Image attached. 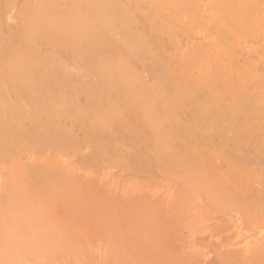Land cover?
<instances>
[{"label":"bare ground","instance_id":"6f19581e","mask_svg":"<svg viewBox=\"0 0 264 264\" xmlns=\"http://www.w3.org/2000/svg\"><path fill=\"white\" fill-rule=\"evenodd\" d=\"M17 2L0 0V157L2 160L9 152L17 156V169L12 168L10 176L0 180V264H59L60 258L70 255L67 252L71 251L68 247L75 223L88 222L90 227L94 221L90 229H95V220H108L119 212L117 208H121L122 217L124 210L128 213L132 208V215L139 209L141 212V208L145 212L151 205L152 217V213L157 215L159 211L170 218L175 215V219L196 218L208 226L204 228H209L205 230H209L206 238L194 240L195 244L188 248L185 237L187 244L181 243L182 250L175 251L173 256L179 260L175 263L264 264V187L256 186L262 174L254 168L251 172L255 176L250 177L248 168L264 155V33L251 35L259 43L255 45L249 43L246 32L250 25L264 22V0H23V5ZM16 4L21 6V19L11 24L8 18L12 19ZM198 30L202 32L200 38ZM147 57L154 60L149 62ZM199 62H218L217 70H224L229 77L220 83L212 82L195 70ZM206 65L204 68L210 69ZM147 71L155 79L153 86L145 80ZM133 76L145 86L137 92L132 83L133 90L130 86L131 90L124 85V90L117 87ZM91 79L96 83H90ZM166 83L171 90L165 89ZM168 95L172 96L169 100ZM156 97L164 99L161 107L149 106L150 99ZM176 107L180 112L175 111ZM145 114H154L160 123L155 121L147 129L137 127L136 122ZM113 118L116 122L111 121ZM28 119L33 125L24 131L21 121ZM64 119H71V126ZM161 120L167 125L161 124ZM77 121L84 122L82 127L86 128L85 142L76 150L83 154L80 159L86 165L108 157L114 149L122 153L116 160L118 167L125 169H133V164L138 163V172H144L143 168H151L155 162L158 170L180 167L182 171H193L183 179L186 190L172 184V191L168 188L163 200L156 201L160 196L154 193L142 190L137 194L138 184L135 190L126 191L120 185H112L113 179L109 183L103 178L105 183L92 172H79L80 167L49 150L81 143L72 128ZM13 123L18 124H14L18 129H12ZM164 131L165 135L172 132L173 137L163 138ZM105 132L107 137L113 133L114 136L105 139ZM251 138L253 154L239 146L242 139ZM86 145L94 148L85 153ZM15 146L47 150L41 155L37 153L35 160L26 165L20 163L21 154L17 152H22ZM223 164L226 170L222 169ZM56 171L62 174L53 179L50 174ZM135 179L131 178V182ZM42 193L54 196L64 206L60 207L57 201L60 208L53 212L56 201L47 195L45 203ZM72 203L77 207L80 204L82 209L75 210ZM179 218L177 222H182ZM101 221L97 230L103 226ZM239 226L241 229H237ZM125 240L131 245V238L122 242ZM164 242L161 241L162 245L167 246ZM121 244L117 245L120 249ZM132 245L136 247L132 248V255L140 263L155 261L153 256L147 255L148 261L140 258L147 246L142 248L144 252L136 253L138 245L134 241ZM101 246L98 250L94 247L96 251L101 249L99 254L103 253ZM194 247L197 250L191 249ZM113 250L112 244L107 246V254ZM96 251L84 253V260L76 255L74 262L101 264L103 255L98 260ZM211 253L214 258L209 257ZM66 258L61 264H70Z\"/></svg>","mask_w":264,"mask_h":264},{"label":"rangeland","instance_id":"374dc122","mask_svg":"<svg viewBox=\"0 0 264 264\" xmlns=\"http://www.w3.org/2000/svg\"><path fill=\"white\" fill-rule=\"evenodd\" d=\"M18 1V0H17ZM23 1V0H22ZM22 1L21 0H19V2H20V5H23V3H22ZM206 1H208V0H206ZM19 2H17V3H19ZM22 3V4H21ZM17 6L19 5V4H16ZM16 6V7H14L15 9L13 10V12L11 11V17H12V19L11 18H8V22L9 23H11V24H15V23H17V18L19 19H21V16H20V7L21 6ZM13 9V8H12ZM212 10V9H211ZM215 11H217V8L215 7ZM20 16V17H19ZM15 17V18H14ZM14 18V19H13ZM10 19V20H9ZM17 20V21H16ZM23 20V19H22ZM22 20H20V21H22ZM19 22V21H18ZM246 32L249 34V43H255L253 40H252V37H251V35L252 34H254V33H264V22H260V23H258V24H256V25H250L249 27H248V29L246 30ZM196 33H198V36H199V38H200V36L202 35V32L200 31L199 32V30L196 32ZM252 40V41H251ZM241 44L243 45V39H241ZM262 42H264V40L262 41ZM259 43H255V45H258ZM247 55V54H246ZM149 57H147V60L150 62V61H153L154 60V58L153 57H151V58H149ZM223 62V60L222 61H219V63H222ZM218 62H216L215 64H213V63H211V64H207L206 65V63H198L196 66H195V70H197V72L198 73H204L205 75H204V78H207V79H213L212 80V82H217V83H220V82H223V81H225L229 76L224 72V70H222V69H220V70H217V67L218 66H220V64H219ZM146 64V63H145ZM139 65V64H138ZM206 65V67L207 66H210V69H208V70H206L205 68H204V66ZM145 66H147V65H145ZM210 70H212V71H210ZM72 71V70H71ZM74 72V71H73ZM145 74V80L150 84V85H152L151 83L153 82V85H154V81L153 80H155L154 78H151V74H150V72L149 71H147V72H145L144 73ZM75 78V77H74ZM77 78V77H76ZM133 78H134V76H133ZM129 78V80H127V78H126V81L125 82H123V79H122V84H121V82H119V86L117 85V87H121L122 85H124V87H125V89H134V88H132V86H130L131 85V83H132V85H133V87L135 86V89L133 90V91H138V88H140L141 89V87H143V86H145V85H143V83H140L139 84V81L136 79V78ZM232 79L233 80H235V81H238L239 79L237 78V77H232ZM75 80V79H74ZM124 80H125V78H124ZM90 83H92V84H94V83H96V80H94V79H91V81H90ZM89 83V84H90ZM129 83V84H128ZM134 83V84H133ZM92 84H90V85H92ZM118 84V83H117ZM125 84L126 85H128V86H125ZM145 84H147V83H145ZM152 85V86H153ZM168 85H170V84H168ZM129 86H130V88H129ZM141 86V87H140ZM170 86H172V85H170ZM124 87L122 86V88H123V90H124ZM137 87V88H136ZM165 87V89H167L168 90V86H167V83H166V85L164 86ZM121 88V89H122ZM162 89H164L163 87H161ZM171 88V87H170ZM169 88V90H171ZM121 89H116V90H118V91H120ZM130 89V90H131ZM162 89H159V90H162ZM123 90H121V91H123ZM168 90V91H169ZM128 91V90H127ZM136 91V92H137ZM163 91V90H162ZM166 91V90H165ZM130 92H132V91H130ZM129 92V93H130ZM160 92V91H159ZM161 93V92H160ZM163 93V92H162ZM172 96H167V99L169 100L170 98H171ZM164 101V99H158V97H156V98H152V100L150 99V104H149V106H153V107H161V104H162V102ZM164 103V102H163ZM166 109V108H165ZM168 109V108H167ZM178 109H180V108H178V107H176V109H175V111H177V112H180ZM174 111V110H173ZM173 111H172V113H173ZM149 114H151V113H149ZM142 117V116H141ZM140 118V117H139ZM115 119V122H116V118H113L111 121H113ZM157 119V118H156ZM155 119V117H154V114L153 115H148V114H145V115H143V117L142 118H140V119H138V122H136V125H137V127L139 126V128H144V129H147L146 127H148L151 123H158L160 120L159 119H157V120H159V121H157ZM24 120V119H23ZM71 120V119H70ZM69 119H67V122H66V119H64L63 121H64V123L66 122L67 123V125H70L71 124V121H70ZM25 121V120H24ZM156 121V122H155ZM165 121V120H164ZM31 121H29V119L26 121V122H22L21 121V124H23V126L25 127V129H24V131H26V130H29L30 129V127H32V125L33 124H31L30 123ZM73 122V121H72ZM115 122H111V125H114L115 124ZM25 123V124H24ZM65 123V124H66ZM74 123V122H73ZM76 123H78V124H74V127H72V128H75V132H74V134L76 133L77 135H75L76 137H77V139H82L81 140V143H80V141H78L77 143H74L73 144V147L71 146V148H54L55 150H53L52 149V147H51V149H49L50 150V152H52L53 154H57L59 157H61V159L63 160V161H70V163L72 162V165H74L75 167H77L78 166V168L80 167V169H79V172H85V174H86V172L88 173V174H91V172L93 173V174H91V175H99V178H100V176H101V178H102V181H104L105 182V179H106V181H107V179H108V181H109V183H110V181H111V183H112V185L114 184L115 186H118V185H120L121 187H123L126 191L127 190H129L130 188H134V190L136 189V187H137V184L139 185V187H141V188H144V189H141V188H139V187H137V189L136 190H138V192H137V194H141L142 192V190L143 191H148V192H151V194L152 193H154V194H156L155 196H157V195H159L157 198V200L156 201H158L159 199H161V200H163V197H162V195L163 194H167V192L171 189V191H172V184H173V186H177L178 187V189L179 188H183L182 190H186V184L184 183V181L187 179V177L190 175H192L193 174V171H186L187 173H188V175L186 174V173H184L185 171H182V170H179L180 169V167H178V169L177 170H171V169H163V170H161V169H157L156 168V165H155V162H153V166L151 165V168H143V169H146V170H144V172L143 171H141V172H138L139 170H141V169H139V170H137V168H136V166H137V164L136 165H134L133 163V166H135L133 169H128L127 167H126V169L125 168H123V167H118V163H117V161L116 160H119L120 159V155L122 154L121 152H119V154L116 152V150H114V149H111L110 151H109V154L110 155H108V157H106V158H104V157H100V158H98L94 163H87L88 165H86L85 164V162H84V164H81V163H83L82 162V159H80L82 156L81 155H83V154H81V152H79V153H77L76 152V150H79V147L80 146H82V143H83V141L85 140V131H86V128H83L84 126L82 125L84 122H80V121H77ZM160 123V122H159ZM14 124H17V123H13L12 125H11V127H12V129H14V130H16V129H18L17 128V126H18V124H17V126L15 127L14 126ZM161 124H163V125H167V122L166 123H163V120H161ZM86 125V124H85ZM116 125V124H115ZM114 125V126H115ZM23 126H21V127H23ZM71 126V125H70ZM83 126V127H82ZM86 127V126H85ZM81 128H83V130H84V132H83V130L81 129ZM167 128V127H166ZM73 131H74V129H73ZM163 131V130H162ZM162 131H160L161 133H162ZM166 131H168V130H166ZM166 131H164V134H161V135H163V136H165V137H163V136H160V135H155L157 138H158V136L159 137H163V138H166V139H168V138H171V137H173L171 134H173L172 132L171 133H168L167 132V134L165 135V132ZM170 132V131H169ZM108 133V132H107ZM107 133L105 132V136H104V138L106 139H108V138H110L112 135L114 136V133L112 134V135H110V137H107L106 135H107ZM116 135L118 134V133H115ZM109 135V134H108ZM169 135H171L170 137H168ZM103 138V139H104ZM176 140V139H175ZM85 142V141H84ZM177 143V142H176ZM217 143V142H216ZM76 145L78 146V147H76ZM87 146V147H86ZM85 147V150H83V152L85 151V153L87 152H90L94 147H92L93 145H91V146H88V145H86ZM239 146H241V148L243 149V150H246V151H250L252 154H253V146H254V139H250V140H248V139H246V140H243L242 139V143H240V145ZM16 148H20V149H17V151H21L22 153H20V152H17V151H15V152H17V155H18V153L19 154H21V157H19L20 159H22L21 160V162L20 163H23V164H26V165H28V163L30 164L33 160H35V157H37L38 156V154H40L41 155V153H42V151H46L47 149H45V150H42V151H34V148L33 147H30L32 150H30L29 149V147L26 149V148H24L23 149V147L21 146H19V147H17V146H15ZM14 147V148H15ZM25 147V146H24ZM83 147H84V144H83ZM92 147V148H91ZM14 148H12V149H14ZM76 148V149H75ZM29 149V150H28ZM63 149V150H62ZM80 149H81V147H80ZM84 149V148H83ZM16 150V149H15ZM49 150L47 151V152H49ZM61 150V151H60ZM11 151V150H10ZM13 151V150H12ZM75 151V152H74ZM6 152H9V151H6ZM49 152V153H50ZM112 152H115V153H113L112 154ZM242 152V151H241ZM5 153V152H4ZM10 153V152H9ZM9 153H7V154H9ZM13 153V152H12ZM12 153H10L9 155L10 156H8L6 153V155L4 156L3 155V158H2V160H1V157H0V180H3L5 177L6 178H8L9 176H10V174L12 173V170H15V169H17V167H16V165H15V163H16V157L17 156H15V155H13ZM38 153V154H37ZM76 153H77V155H76ZM16 154V153H15ZM76 156H75V155ZM81 154V155H80ZM112 154V155H111ZM8 156V157H7ZM11 156H13V157H11ZM20 156V155H19ZM113 157V158H112ZM118 157H119V159H118ZM13 158V159H12ZM77 158V159H76ZM108 158V159H107ZM115 158H117V159H115ZM80 159V160H79ZM115 159V160H114ZM20 161V160H19ZM77 163H75V162ZM93 164V165H92ZM13 165H15L14 167H13ZM131 165V164H130ZM224 165H226V164H223V166ZM132 166V165H131ZM131 166H130V168H131ZM155 166V167H154ZM138 167V166H137ZM154 167V168H153ZM13 168V169H12ZM15 168V169H14ZM82 168V169H81ZM122 168H123V170H122ZM136 168V169H135ZM249 169H250V171L249 172H251V170L252 169H256V171H258V172H260L261 174H262V176H258V183H257V181H256V183H257V185L256 186H261L262 188L264 187V155H260L259 156V158H256V160L254 161V163L252 164V165H250V167H248ZM12 169V170H11ZM155 169V170H154ZM222 169H227V167H223ZM10 170V171H9ZM126 170V171H125ZM130 172H129V171ZM134 172H133V171ZM173 172V174H172V172ZM184 170V169H183ZM150 171V172H149ZM154 171V172H153ZM167 171H169V172H167ZM57 172V171H56ZM56 172H52L51 174H50V177H52L53 179L54 178H58L59 176H61V172L60 171H58L57 173ZM82 172V173H83ZM90 172V173H89ZM108 172V173H107ZM111 172V173H110ZM129 172V173H128ZM153 172V173H152ZM167 172V173H166ZM171 172V174H169ZM175 172V173H174ZM55 173V174H54ZM59 173H60V175H59ZM95 173V174H94ZM99 173V174H98ZM105 173H107V175L105 174ZM177 173V174H176ZM252 174H250V177L252 176V175H254L255 176V174L253 173V171L251 172ZM141 174H142V176H141ZM182 176H181V175ZM179 175V176H178ZM185 175V176H184ZM249 175V174H248ZM253 176V177H254ZM109 177V178H108ZM130 178V180H129V178ZM252 177V178H253ZM51 178V179H52ZM103 178H105L104 180H103ZM131 178L132 179H135V181L133 182V180H132V182H131ZM141 182H139L138 180ZM183 179H185V180H183ZM261 179V180H260ZM137 180V181H136ZM145 180V181H144ZM107 181V182H108ZM129 183H128V182ZM183 181V182H182ZM193 181V180H192ZM138 182V183H137ZM146 182V183H145ZM170 182V183H169ZM195 182V181H194ZM194 182H191L190 184H193ZM255 182V181H254ZM106 183V182H105ZM108 183V184H109ZM132 183V184H131ZM133 183H134V185H133ZM169 183V184H168ZM184 183V184H183ZM256 183H254V185L256 184ZM142 184V185H141ZM114 186V187H115ZM130 186V187H129ZM260 187V188H261ZM139 188V189H138ZM168 188H170V189H168ZM141 189V190H140ZM149 189V190H148ZM176 190H177V188H175ZM130 190H132V189H130ZM140 190V191H139ZM153 190V191H152ZM144 193V192H143ZM162 193V194H161ZM0 194H1V192H0ZM44 193H42V196H43V198L46 200V201H44L45 203H47V197L49 196V194H46V195H43ZM106 194H108L109 195V193L108 192H106ZM105 194V195H106ZM110 194H111V192H110ZM48 195V196H47ZM41 196V197H42ZM112 196H114V195H112ZM116 196V195H115ZM46 197V198H45ZM49 197H52V198H50V199H52V200H55L56 198L54 197V196H49ZM57 197H58V194H57ZM109 197H110V195H109ZM154 197V196H153ZM42 198V199H43ZM55 198V199H54ZM59 198V197H58ZM112 198V197H111ZM116 198V197H115ZM119 198V197H118ZM117 198V199H118ZM154 198H156V197H154ZM49 199V198H48ZM61 199V198H60ZM59 199V200H60ZM116 199V200H117ZM115 200V199H114ZM114 200H112V201H114ZM56 201V200H55ZM58 201V200H57ZM57 201L56 202H54L55 204H53V207H56L55 208V210L53 211V212H55L56 210H58L60 207H62V205L64 206V204H61V202L60 201H58L59 202V206H60V204H61V206L59 207V206H57L58 205V203H57ZM49 202V201H48ZM51 202V201H50ZM49 202V204H50V207H51V209H52V206H51V204L52 203H50ZM123 202V204H121L122 206H124V201H123V199H122V201H121V203ZM155 202V201H154ZM117 203V202H116ZM115 203V204H116ZM126 203V202H125ZM159 203V202H158ZM151 204H154L153 202L151 203ZM156 204V203H155ZM219 204V203H218ZM217 204V205H218ZM223 204V203H222ZM66 205V204H65ZM71 205V204H70ZM76 204H74L73 205V203H72V206H73V208H75V210H77V211H79L78 209H79V207H81L80 206V204H79V207H77V206H75ZM116 205H118V204H116ZM120 205V204H119ZM119 205L117 206V207H119ZM67 206H68V204H67ZM128 206V205H127ZM132 206V205H131ZM131 206L128 208V209H130L131 208ZM134 206V205H133ZM137 206V205H136ZM139 206H141L140 204H139ZM147 206H148V204H147ZM49 207V208H50ZM59 207V208H58ZM145 207V206H144ZM151 207H152V205H151ZM151 207H149L148 206V208L149 209H151ZM219 207H222V206H219ZM224 207V206H223ZM139 208H141V207H139ZM138 208V209H139ZM147 208V207H146ZM148 208H147V210H148ZM50 209V210H51ZM72 209V208H71ZM82 209V207L80 208V210ZM120 209L121 208H117V210H119V212H117L118 213V215H117V213H115L114 215H112L111 217H108V220L106 221L105 219H102L103 221H101V220H98V221H101V224H103V226L101 225V227H100V229H98L97 230V228H98V223H100V222H98V221H96L95 220V222H97L96 224V227H95V229H93V228H91L90 229V227L92 226V225H94V221L93 222H91V223H93L92 225H90L89 224V226L90 227H88L87 225H88V222L87 223H85V224H81V222L80 223H75L74 224V226L72 227V228H74V230H73V232H72V234L74 235V236H72L71 235V240H73V243L71 242V240H70V246L71 247H68L69 249L68 250H71V251H68L67 252V254H72L71 256L70 255H68V257L66 256V254L64 255V257L66 258V259H70L69 260V262H70V264H77V262L75 263L74 261H75V259L76 258H74V257H76V255L77 256H79V258L80 259H82L83 258V260H84V258H85V256L83 257V254L84 253H87V251H96L95 249H94V247L98 250V246H100V245H103V248H102V246L101 247H99V248H102L103 249V253L101 254H99L98 252L101 250V249H99V251H96V253H98L99 255H97L96 253H95V255L96 256H98V257H96L98 260H99V258H101V256L103 257L102 259H100L101 261H99L101 264H146V262L144 261L143 262V260H142V263H140V261L141 260H137V258H134V254H135V251L134 250H136L135 248V246H133L132 245V243H133V241H134V243H137V245H138V251H136V253H139V251L141 250V251H145V249H146V247L145 246H147V249L148 250H146L145 251V254H144V256H143V258L140 256V254H142V253H140L139 254V256H140V258L141 259H144V257L146 258L147 257V255H148V257H150V256H153V257H151L152 258V260H155L156 261V259L157 260H159V261H157L158 262V264H169L170 262L172 263L173 261H174V263H172V264H179L180 262H178V263H175V260H178V259H174V257H175V255L174 254H177V252H175V251H181L182 250V248L180 249V247H182L181 246V243H185L186 241H185V237L187 238L186 240L188 241L187 243H189L188 245H186L187 243H185V245H186V247L188 246H191V245H193V244H195L194 242V240H198V239H202V238H206L207 237V233L209 232V230H207L208 232H206L205 230L206 229H209V228H204V227H208V226H205L206 224H200V222H203V220L202 221H200V219H193L194 217H192L191 219H193V220H191L190 221V219H187L186 217H182V218H184L185 220L187 219L188 221L187 222H185V220H183V219H181V217L179 218V217H177V218H179V220H182V222L181 221H179V222H177L178 220H176L175 219V215L174 214H172V215H174V217L172 216L171 218L170 217H167V215L165 216V215H163V214H160V212L158 211L157 212V215L155 214L154 215V213H152L153 214V217H152V215L150 216V212H153L152 210L153 209H151L150 211H145L146 213L148 212L149 214H146L143 210H142V208H141V212H140V209L138 210V213L137 212H135L134 214L136 215H134V214H132L131 215V211L133 210L132 208V210L130 209L129 211L131 212H128V213H126V211H128V210H124V212L122 211V213L124 214H122V217H124L123 218V220H122V217H121V212H120ZM123 209V208H122ZM135 209H136V207H135ZM143 209H145V208H143ZM155 209H157V208H155ZM158 210V209H157ZM160 210V209H159ZM137 211V210H136ZM177 211V210H176ZM154 212H156L155 210H154ZM126 213V214H125ZM139 214L138 215V217H137V214ZM140 213L142 214V215H144V216H146V217H144V216H142V215H140ZM144 213V214H143ZM159 213V214H158ZM182 213V212H181ZM127 214H128V216H127ZM170 214V213H169ZM168 214V215H169ZM176 215H180L179 213H176ZM126 216V217H125ZM151 217V221H149L150 220V217ZM103 217H105V216H103ZM119 217V218H118ZM190 217H191V215H190ZM128 218H130V220L128 219ZM131 218H133V220L131 219ZM146 218V219H145ZM147 218H149V220H147ZM154 218V219H153ZM158 218V219H157ZM122 221H121V220ZM136 219V220H135ZM173 219H175V220H173ZM109 221V222H108ZM153 221H154V223H153ZM194 221H196V222H199L198 224H196V222H194ZM90 222V221H89ZM145 222H147V223H145ZM150 222V223H149ZM206 223V222H205ZM208 223V225H209V222H207ZM87 224V225H86ZM107 224V225H106ZM144 224V225H143ZM149 224V225H148ZM84 225H86L87 227L85 228V226ZM109 225V226H108ZM147 226V228L146 227H144V226ZM151 225H152V227L153 228H151ZM108 226V227H107ZM242 226V225H241ZM105 227H107V228H105ZM240 227V226H239ZM83 228V229H82ZM260 228H262L263 229V225L260 227ZM84 229H86V230H84ZM93 229V230H92ZM102 229V230H101ZM104 229V230H103ZM237 229H241V227L240 228H238L237 227ZM90 230V231H89ZM92 230V231H91ZM98 232H97V231ZM99 230H101V231H99ZM145 230H147V231H145ZM71 231V230H70ZM85 232V233H84ZM87 232V233H86ZM90 232H91V234H90ZM150 232V233H149ZM94 233V234H93ZM156 233H158V234H156ZM162 233H164V234H162ZM124 234V235H123ZM127 234V236H125ZM161 234V235H160ZM167 234V235H166ZM90 235V236H89ZM103 235V236H102ZM160 235V236H159ZM170 235V236H169ZM92 236V237H91ZM102 236V237H101ZM122 236H123V238H122ZM127 237L128 239L129 238H131L132 239V243H131V245H130V243L127 241V240H125V241H123L122 242V240H124V239H127V238H125V237ZM157 236H158V239H157ZM163 236H164V238H163ZM75 237V238H74ZM144 237V238H143ZM170 237V238H169ZM184 237V239H182ZM195 237H196V239H195ZM70 238H66V240L68 239H70ZM161 238V239H160ZM167 238L169 239L168 240V243H167ZM173 238H174V240H173ZM178 238V239H177ZM75 239H76V241H75ZM100 239V240H99ZM164 239V240H163ZM171 239V240H170ZM87 240V241H86ZM166 240V241H165ZM106 241H107V243H106ZM119 241H121L122 242V244L124 243V245H122L121 244V242H119ZM156 241V242H155ZM160 243H159V242ZM161 241H165L164 242V244H167V246L166 245H162L163 243H161ZM172 241V242H171ZM176 243H175V242ZM182 241V242H181ZM184 241V242H183ZM76 242V244H74ZM98 242V243H97ZM71 243L73 244V245H71ZM88 243H89V245H88ZM121 244L122 246H121V249H120V247H118V246H120V245H118V244ZM127 243H129V244H127ZM142 246V247H140V249H139V244ZM147 243H149V244H147ZM172 243V244H171ZM206 243H208L207 241H206ZM113 245L114 246V250L116 251V252H114V250H113V253L112 252H110L109 254H107V246H109V245ZM172 246H171V245ZM105 245V246H104ZM115 245H116V247L117 248H115ZM118 245V246H117ZM125 245H126V247H125ZM143 245H144V247H143ZM158 245V246H157ZM183 245V244H182ZM75 246V247H74ZM80 246V247H79ZM127 246H129V247H127ZM133 246V247H132ZM152 246V247H151ZM154 246V247H153ZM160 246H161V248L163 249V250H161V248H160ZM162 246H164V247H162ZM180 246V247H179ZM166 247V248H165ZM175 247V248H174ZM177 247H179V249H176ZM185 247V249H187ZM193 247V246H192ZM129 248V249H128ZM134 250H133V249ZM142 248H145V249H143L142 250ZM196 247H194V248H191V249H195ZM200 248H202V246H199V249ZM119 249V250H118ZM169 249V250H168ZM173 250V252H172V250ZM185 249H183V250H185ZM204 249V248H203ZM206 250H209L208 249V247H206L205 248ZM132 250V251H131ZM165 250V252H166V250H167V252H166V255L163 257L162 255H164L165 254V252H163ZM196 250H197V248H196ZM205 250V251H206ZM125 251H127V252H125ZM148 251V252H147ZM82 252V253H81ZM151 252V254H147V253H150ZM155 252V253H154ZM211 252H213V251H211ZM79 255H78V254ZM82 254V256H81V254ZM115 253H117V254H115ZM119 253V254H118ZM132 253H134L133 255H132ZM111 254H113V256L111 255ZM167 254H169L168 256H167ZM85 255V254H84ZM121 257H120V256ZM136 255H138V254H136ZM172 255V256H171ZM214 255V256H213ZM119 256V257H118ZM139 256H136V257H139ZM158 256V257H157ZM174 256V257H173ZM62 257V256H61ZM132 257V258H131ZM147 257V258H148ZM169 257V258H168ZM209 257L210 258H214L215 257V254H213V253H211V255H209ZM65 258H60L61 259V262L59 263V264H61V263H63V261L65 260ZM146 258V259H147ZM154 258V259H153ZM171 258V259H170ZM71 259H72V261H71ZM104 259V260H103ZM107 259L109 260L108 262H107ZM111 259H113V260H111ZM161 259V260H160ZM163 259V260H162ZM174 259V260H173ZM83 260H82V262H83ZM106 260V261H105ZM134 260V261H133ZM137 260V261H136ZM149 259H147L146 261H148ZM173 260V261H172ZM81 261V260H80ZM104 261V262H103ZM155 261L153 262V261H148V262H150V264H155ZM160 261H162L161 263H160ZM179 261V260H178ZM72 262V263H71ZM103 262V263H102ZM106 262V263H105ZM137 262V263H136ZM157 262H156V264H157ZM167 262V263H166ZM80 262H78V264H79ZM170 263V264H171ZM182 263V262H181ZM147 264H149V263H147ZM183 264V263H182Z\"/></svg>","mask_w":264,"mask_h":264}]
</instances>
